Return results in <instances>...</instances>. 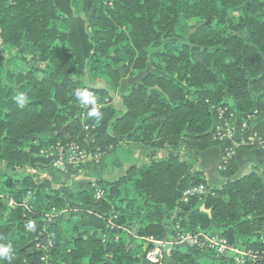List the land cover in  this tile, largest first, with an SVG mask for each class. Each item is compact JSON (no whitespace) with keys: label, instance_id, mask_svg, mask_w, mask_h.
<instances>
[{"label":"trees","instance_id":"16d2710c","mask_svg":"<svg viewBox=\"0 0 264 264\" xmlns=\"http://www.w3.org/2000/svg\"><path fill=\"white\" fill-rule=\"evenodd\" d=\"M71 8L74 17L93 11L84 75L56 0H0V246L12 249L0 264H150L137 237H162L178 221L264 253L262 170L241 176L234 158L215 186L186 149L220 145L217 107L256 114L264 138V0H71ZM77 89L97 105L81 103ZM58 143L102 158L119 146L150 151L117 179H95L104 191L96 198L32 172ZM202 183L205 200L184 203L183 192ZM55 210L65 214L50 219ZM208 255L176 246L165 264H232Z\"/></svg>","mask_w":264,"mask_h":264},{"label":"built area","instance_id":"2783aa9c","mask_svg":"<svg viewBox=\"0 0 264 264\" xmlns=\"http://www.w3.org/2000/svg\"><path fill=\"white\" fill-rule=\"evenodd\" d=\"M96 105L97 103L93 106ZM217 112L218 120L213 127V133L214 138L223 146L221 170L226 168V165L235 158L241 148L251 145L264 148V138L255 131L252 125L257 119L256 114L235 115L234 113H228V108L225 107H217ZM41 154L45 158L51 159L52 165L63 172V174L69 173L71 168L82 166L93 156V153L87 152L79 145H64L61 143L43 149ZM94 155L97 161L103 157L100 149ZM90 181L95 197L102 198L104 191L97 187L94 179ZM209 193L210 190L206 184L202 183L186 189L183 192L182 201L189 203L195 197L204 201ZM9 205H12V203H9ZM108 224L112 229L120 227L115 224L113 219H109ZM123 229L127 230V228ZM137 238L144 242L145 258L150 264H165V260L170 256L173 248L181 245L197 247L206 256L208 253H214L218 258L227 256L232 259V264H255L261 259L264 260V253L259 250L231 244L226 236L209 233L203 229H185L180 221L176 222L175 226L169 229L162 237Z\"/></svg>","mask_w":264,"mask_h":264},{"label":"rangeland","instance_id":"374dc122","mask_svg":"<svg viewBox=\"0 0 264 264\" xmlns=\"http://www.w3.org/2000/svg\"><path fill=\"white\" fill-rule=\"evenodd\" d=\"M57 4L59 8L65 12V10L68 8V6L63 2V0L57 1ZM93 11H84L83 16L81 18H75L73 16V13L71 12L70 18H68L70 29H71V39L73 46L75 48V51L77 53V63L79 65V71L81 74L84 75L85 72V65L87 62L88 57L91 55L92 49L90 48L88 41H87V29L88 25L91 21ZM252 33L251 25L248 22V24L245 27V38L248 40L250 38V34ZM91 49V50H90ZM98 84H102V82H98ZM113 93V99H108L106 102L109 104L114 102H118L120 99L121 92H112ZM142 145L134 144L133 150L135 152L137 149H140ZM149 146H146L145 148H148ZM187 149V148H186ZM89 160L82 166H79L77 168H71L69 173L63 174L59 169L54 167L52 165V161L50 159L49 163L46 165L45 168L41 169L39 168H32V172L42 175L43 177L48 176L52 181L54 182L53 185L56 186L60 183H67L71 184L73 187H78L79 189H91V181L93 179H99V175H102L103 179L107 180H115L121 175L124 174V171L126 170L127 166L129 165H120L117 160L116 156L111 155V153H108L104 158H101L99 161H97V158L93 154ZM194 166L196 165L195 162L191 163ZM12 171L8 172L7 175H10ZM97 175V176H96ZM62 177V178H59ZM2 178L4 179L3 173H0V181H2ZM31 196L28 197L27 201L31 200ZM65 211L64 210H55L50 212L51 218L54 219L55 217L62 216ZM44 248H47L44 246ZM143 257L145 258V252L143 253ZM208 256H214V255H208ZM143 258V259H144ZM145 260V259H144ZM209 264L212 263V261L208 262ZM170 264H177V263H170ZM207 264V263H206Z\"/></svg>","mask_w":264,"mask_h":264},{"label":"crops","instance_id":"0c3cea01","mask_svg":"<svg viewBox=\"0 0 264 264\" xmlns=\"http://www.w3.org/2000/svg\"><path fill=\"white\" fill-rule=\"evenodd\" d=\"M57 1L61 2L62 0ZM63 2L68 6L65 12L69 15L70 18V14L72 12L71 0H63ZM87 41L90 48L92 49L88 33ZM145 147L146 146H141V148L137 149V151L135 152V150L131 148L119 146L111 152V155L116 156V160L120 165H126L128 163L129 165H138L150 151V147ZM187 151L190 156L198 159L197 164L194 166V170L200 172V174L210 184L219 186L224 182V179L220 173V165L223 160L222 145L211 146L210 148H207L205 150H197L195 148L188 147ZM234 162L238 167L239 175H248L252 173L254 168L256 167L262 170L261 177L264 180V148H261L257 145L243 147L238 151L237 155L235 156ZM97 178H102V175H99V177Z\"/></svg>","mask_w":264,"mask_h":264},{"label":"clouds","instance_id":"9594fccd","mask_svg":"<svg viewBox=\"0 0 264 264\" xmlns=\"http://www.w3.org/2000/svg\"><path fill=\"white\" fill-rule=\"evenodd\" d=\"M75 95L77 98L80 99L81 103H85V101H86L87 102L86 104H92V105L96 104L95 97H93L86 90L77 89L75 91ZM25 100H26V97L23 94H21L20 96L17 97V102L19 103L20 106H23ZM89 115L90 116H99L100 113L98 112L96 107H93L92 110L89 112ZM28 227L31 229L33 227V225L29 224ZM11 250H12L11 245L0 246V258H7L9 261H11V259H12L11 255H10Z\"/></svg>","mask_w":264,"mask_h":264},{"label":"water","instance_id":"95a60500","mask_svg":"<svg viewBox=\"0 0 264 264\" xmlns=\"http://www.w3.org/2000/svg\"><path fill=\"white\" fill-rule=\"evenodd\" d=\"M64 130H65V129H64ZM64 130H63V131H64ZM202 209H203L204 211H206L207 213H209V214L212 213V210H211V209H207L205 204L202 206Z\"/></svg>","mask_w":264,"mask_h":264}]
</instances>
